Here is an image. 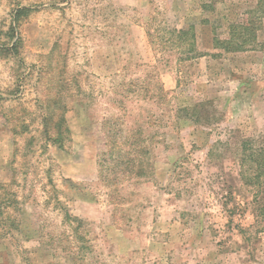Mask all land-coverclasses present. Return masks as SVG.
<instances>
[{"label":"rangeland","instance_id":"1","mask_svg":"<svg viewBox=\"0 0 264 264\" xmlns=\"http://www.w3.org/2000/svg\"><path fill=\"white\" fill-rule=\"evenodd\" d=\"M263 10L0 0V264H264V190L238 174L264 138ZM246 19L254 47L214 45ZM190 25L207 56L164 44Z\"/></svg>","mask_w":264,"mask_h":264},{"label":"trees","instance_id":"2","mask_svg":"<svg viewBox=\"0 0 264 264\" xmlns=\"http://www.w3.org/2000/svg\"><path fill=\"white\" fill-rule=\"evenodd\" d=\"M261 2V0H259ZM28 11L25 7H20L15 10L14 21L17 22V18ZM264 14V10L256 18H260ZM247 20V19H246ZM251 20H247L246 23H234L229 26V36L224 39L214 38V45L221 47L226 51H241L248 50L255 46L256 42V27L250 26ZM168 38L163 40L168 47L175 48L181 54L184 59H190L197 56L205 55V53L198 52L195 42V33L193 27L190 25L187 28L171 29L168 31ZM18 44L14 42L10 50H16ZM195 106V105H194ZM199 106V104H196ZM59 106L56 107L58 109ZM54 120L53 127L57 133V136L53 139L58 145L61 144V131L59 130L62 124L65 122L62 114H59ZM48 115V114H46ZM45 120V119H44ZM133 140V141H132ZM130 143H138L140 139H132ZM255 140L252 138H246L240 141L239 148L241 152V158L239 162V177L244 183L255 184L260 191L264 190V138L263 143L258 146H254ZM111 152L109 153V155ZM123 163V162H121ZM120 163V164H121Z\"/></svg>","mask_w":264,"mask_h":264},{"label":"crops","instance_id":"3","mask_svg":"<svg viewBox=\"0 0 264 264\" xmlns=\"http://www.w3.org/2000/svg\"><path fill=\"white\" fill-rule=\"evenodd\" d=\"M204 56H207V54L205 53V55L197 56V57H194V58H190V59H196V58H201V57H204Z\"/></svg>","mask_w":264,"mask_h":264}]
</instances>
